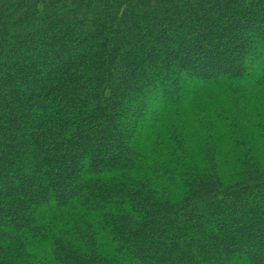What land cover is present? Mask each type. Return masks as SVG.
Here are the masks:
<instances>
[{
	"label": "trees",
	"instance_id": "16d2710c",
	"mask_svg": "<svg viewBox=\"0 0 264 264\" xmlns=\"http://www.w3.org/2000/svg\"><path fill=\"white\" fill-rule=\"evenodd\" d=\"M0 264H264V0H0Z\"/></svg>",
	"mask_w": 264,
	"mask_h": 264
}]
</instances>
